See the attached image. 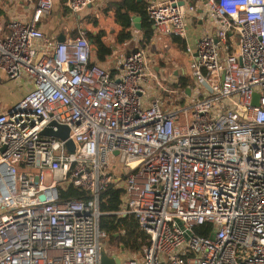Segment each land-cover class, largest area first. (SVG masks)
<instances>
[{
    "label": "built area",
    "instance_id": "built-area-1",
    "mask_svg": "<svg viewBox=\"0 0 264 264\" xmlns=\"http://www.w3.org/2000/svg\"><path fill=\"white\" fill-rule=\"evenodd\" d=\"M99 1L65 5L79 15ZM203 2L214 26L186 48L200 100L168 111L149 101L150 83L174 94L149 50L131 51L114 78L85 35L47 38L54 0L0 25V73L34 86L0 113V264H102V250L121 264H264V0H148L147 13L158 34L188 42V9ZM53 121L73 150L41 135ZM72 186L85 197L64 199ZM112 189L123 191L116 215L149 235L133 258L102 245ZM208 225L212 236L195 233Z\"/></svg>",
    "mask_w": 264,
    "mask_h": 264
},
{
    "label": "crops",
    "instance_id": "crops-1",
    "mask_svg": "<svg viewBox=\"0 0 264 264\" xmlns=\"http://www.w3.org/2000/svg\"><path fill=\"white\" fill-rule=\"evenodd\" d=\"M119 1H122V0H119ZM144 1L145 3H148V0H144ZM153 1L166 2L167 0H153ZM15 2L12 4V7H10V9L8 10L7 15H8L9 20L13 17L21 19V20L30 19L34 12V8L37 4L36 0H20V2H17V1ZM65 2L66 0H54V10L57 15V17L55 18V21L53 22V24L52 23L50 24L49 21L47 20L48 18H45L39 25V28L47 36V38H50L53 41L59 42L58 38L61 35H63L66 39L68 37H71L69 25L62 20V18L64 17V13H63L64 11L63 12L61 11V7L66 12H68L66 9ZM111 2L112 0H101L98 3H96L97 4L96 7L100 8L101 6L107 3H111ZM205 7H206V3L203 2L196 6V10L194 12L188 9L187 24H188V31L190 30V33H189L190 38L188 42L184 40L186 43V48H187V43L192 48H195L198 38L200 36L199 33L204 26H210V27L212 25L214 26L211 20L210 21L207 20L208 16L204 15L203 13ZM0 12H1L0 13V25H6L7 23L3 19L4 15H2L3 12L1 10ZM69 16L70 14L67 15V17ZM120 31L121 29L116 24V20H115V24L112 26L110 32L108 33L109 36L107 35L108 39L105 37V40H104L105 42L108 40L106 44L107 45L109 44L110 47L113 48V53L110 56H108V59L106 62L97 63V59L95 58V55H94L95 47L92 44V57L91 58H92L93 63L100 65L105 70H108V71L110 70L114 78H120V76L123 74V63L126 58L125 56L128 55L131 51L141 47L142 41L144 39L142 31H138L132 27L131 31L133 34V39L128 40V42L126 43L119 44L117 36ZM153 37L154 38L152 42L148 45L147 50H149L151 54L150 63H151L153 71L157 74V76H159L160 79L164 80L165 82L169 81L171 83H175V78L176 79L177 78L187 79L186 76L184 75L186 71L183 68L178 69V70L173 69L175 65L174 59L170 58V56H167V57H169L172 60H168V62H164L166 58V56L164 55L166 54L165 52L170 51V48L172 47V45L165 46V44L168 42V40L172 36L160 35L154 30ZM173 42H174L173 51H175L176 48L179 49L180 45L175 41L174 37H173ZM186 48L182 49V51H184V55L188 57V66L190 65L189 67H191L193 63V56L189 55L186 52ZM190 87L191 86L188 87L189 93L186 95L192 94L193 89ZM33 88L34 86L31 82L29 83L25 81V83L23 84V82H21L20 80H14V79L9 80L6 74L0 73V113L10 111L11 108H13L18 103H20L23 100V98H25ZM188 90L186 91V93L188 92ZM151 92H154V93H152V97L149 98V101L154 100L153 95L158 96L157 95L158 91L155 92V89H153ZM151 92H150V96H151ZM162 93H165V92H162ZM165 94H168V93H165ZM157 98H160L162 100L161 107L163 110L168 111L169 109H171V108L168 109L166 107L164 96L160 95ZM183 101L185 100H182V102Z\"/></svg>",
    "mask_w": 264,
    "mask_h": 264
},
{
    "label": "trees",
    "instance_id": "trees-1",
    "mask_svg": "<svg viewBox=\"0 0 264 264\" xmlns=\"http://www.w3.org/2000/svg\"><path fill=\"white\" fill-rule=\"evenodd\" d=\"M147 7L148 3H145L144 0H122L110 3V10H113L116 24L121 29L117 36L119 44L126 43L128 40L133 39L131 31L133 23L131 16L136 15L142 17V33L144 39L141 47L144 49L148 48V45L154 38V29L147 13ZM86 37L93 41L95 47L94 55L97 59V63L106 62L108 56L113 53V48L104 41L106 37L105 33L99 32L95 34L90 32L86 34ZM174 38L181 49L186 48V43L183 39ZM175 86L187 91L190 83L189 80L181 78ZM62 197L67 200H72L81 199L85 196L82 191L72 186L66 192H62ZM122 197L123 191L121 189H112L103 194L101 210L107 213V215L101 219V227L108 235L110 247L116 246L119 252L123 251L124 253L130 254L132 257L141 255L143 249L149 244V235L140 228L134 216L125 217L116 215V213L122 209ZM212 231L213 225L195 229V233L206 237L212 236Z\"/></svg>",
    "mask_w": 264,
    "mask_h": 264
},
{
    "label": "rangeland",
    "instance_id": "rangeland-1",
    "mask_svg": "<svg viewBox=\"0 0 264 264\" xmlns=\"http://www.w3.org/2000/svg\"><path fill=\"white\" fill-rule=\"evenodd\" d=\"M17 2H20V0H15ZM13 0H0V10L3 12L2 15L3 19L6 21V23H9V18H8V10L10 7H12V4L15 2ZM101 1V0H100ZM12 2V3H11ZM37 2V0H36ZM112 2H119V0H112ZM16 3V2H15ZM97 4H94L92 7L87 8L84 12L80 13L79 15H73L70 14L69 12H66L64 9L61 7V11L64 13V17L62 20L66 22L69 25L70 29V35L71 37H77L79 35H85L92 32V33H99L103 32L106 34V38L109 36L108 33L110 32L112 26L115 24V18H114V12L113 10H110V3H107L100 8L96 7ZM6 14V15H5ZM70 14L69 17L67 15ZM57 17L55 10H53L49 15H48V21L49 23L53 24L55 21V18ZM86 33V34H85ZM190 30L188 31V36L190 38ZM108 35V36H107ZM108 39V38H107ZM106 39V40H107ZM108 42V40L106 41ZM173 37H171L168 42L165 44L167 45H172L170 48V51L165 52L164 54L166 56L164 62H168V60L174 59V68L173 69H181L183 68L186 72L184 75L186 78L189 80L190 83V88H192V94L191 95H185V92L183 89L180 87H176L175 85L178 84L180 79L175 78V83L171 82H165L164 85L166 87L172 88L174 91L173 93L165 94L162 93V90L157 87L156 83H150V91L151 92L153 89H155V92L158 91L157 95L164 96V101L166 102V107L175 109V108H185L189 107V105L193 104L196 100H200L199 98L196 97L194 90L198 89L199 86L197 85V77L192 73L191 67L188 66V57L184 55V51H182L181 47L179 46V49L176 48L175 51H173ZM170 56V59L169 57ZM172 70V69H171ZM173 73V72H171ZM25 83L24 80H20ZM151 92V97H152ZM158 96L153 95V99H156ZM186 96V97H185ZM182 100H186L183 101ZM192 114V111L190 112V115ZM102 245L106 247L107 249H110L111 251H118L119 249L116 246L110 247L109 240L105 239L102 241ZM119 252V251H118ZM122 252V251H121ZM125 259L128 258H133L130 256L128 253L123 254Z\"/></svg>",
    "mask_w": 264,
    "mask_h": 264
},
{
    "label": "water",
    "instance_id": "water-1",
    "mask_svg": "<svg viewBox=\"0 0 264 264\" xmlns=\"http://www.w3.org/2000/svg\"><path fill=\"white\" fill-rule=\"evenodd\" d=\"M142 1V0H139ZM132 23H133V28L138 30V31H142V17L136 16V15H132ZM59 42L63 43L66 41V38L61 35L59 38ZM91 41V45L93 44V41ZM189 93V90L187 92V94ZM254 105L258 104V99L257 97L254 99L253 102ZM53 127H57L58 129L55 131L53 129ZM69 134H70V130L67 126L64 125H59L57 122L53 121L51 122V124L45 128L42 132L41 135L44 137H56V138H60L63 141H67V147L70 150H73L75 147L74 142L68 141L69 140ZM117 154V153H116ZM122 253H124L122 251ZM101 259H102V264H121L122 260H123V256H113V257H109L108 255H106V252L104 250L101 251ZM141 258V256L139 257Z\"/></svg>",
    "mask_w": 264,
    "mask_h": 264
}]
</instances>
